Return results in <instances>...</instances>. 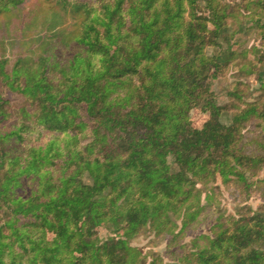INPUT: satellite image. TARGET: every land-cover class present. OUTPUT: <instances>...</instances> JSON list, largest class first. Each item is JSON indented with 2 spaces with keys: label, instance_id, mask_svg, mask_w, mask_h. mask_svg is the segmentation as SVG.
<instances>
[{
  "label": "trees",
  "instance_id": "16d2710c",
  "mask_svg": "<svg viewBox=\"0 0 264 264\" xmlns=\"http://www.w3.org/2000/svg\"><path fill=\"white\" fill-rule=\"evenodd\" d=\"M243 22L256 60L234 48ZM0 50V264H145L129 242L146 230L167 236L148 264H264V203L181 242L199 184L264 167V0H0ZM239 57L259 94L236 122L210 86Z\"/></svg>",
  "mask_w": 264,
  "mask_h": 264
},
{
  "label": "rangeland",
  "instance_id": "374dc122",
  "mask_svg": "<svg viewBox=\"0 0 264 264\" xmlns=\"http://www.w3.org/2000/svg\"><path fill=\"white\" fill-rule=\"evenodd\" d=\"M224 1L233 4L239 0ZM242 24V31L235 36L236 43L234 48L239 52L247 50L251 54L250 57L256 60L261 54L256 52L253 46L261 48L262 40L257 30L250 27V22H243ZM34 33V30H31L30 33L28 32V37H31ZM28 44L30 47L34 46V43ZM23 48L25 49V47ZM3 51H5V55L12 59L10 51ZM13 52L15 53V50ZM243 61V57L236 58L224 69L217 64H213L211 70L212 81L210 88L217 102L226 105L228 108L227 114L229 116L233 114L236 122L240 121V108L243 106V101L253 100L259 94L257 72L250 73V65L248 63L242 64ZM235 87L238 88L237 92L240 97L228 94V91ZM1 90L3 97L7 99L8 104L12 107L24 104V97L19 91L12 90L7 86L1 87ZM208 115L209 111L201 103L197 104L190 111L191 124L195 127H200ZM222 119L227 121L225 116ZM86 139V137H81L82 142ZM245 176L247 177L246 182L249 183L247 188L244 187L243 182L233 176L229 181L222 182L220 176L217 175L206 186L198 185L200 188H204L205 191H209L210 197L205 200L204 192L201 193L200 201L205 205V208L192 229L190 227L187 228L189 231L182 237L181 242L190 244V239L195 235L202 233L210 235V226L213 224V218L217 212H222L224 215L235 214L239 210H244L247 206L256 209L260 204L264 203V167L255 169L253 172H246ZM176 222L180 225V219H177ZM111 235L112 233L105 226H98L97 236L99 240L103 241ZM166 240L167 236L165 234L156 235L153 231L146 230L130 238L129 243L141 250L144 255V263L148 264L154 253L159 254L164 261L167 260L164 255L167 251Z\"/></svg>",
  "mask_w": 264,
  "mask_h": 264
}]
</instances>
